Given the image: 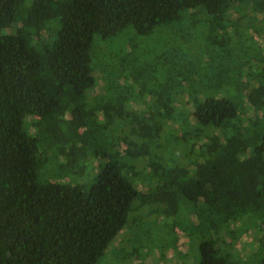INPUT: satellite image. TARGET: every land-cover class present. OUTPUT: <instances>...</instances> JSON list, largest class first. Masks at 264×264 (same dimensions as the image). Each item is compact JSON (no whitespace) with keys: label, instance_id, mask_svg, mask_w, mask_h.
Instances as JSON below:
<instances>
[{"label":"trees","instance_id":"obj_1","mask_svg":"<svg viewBox=\"0 0 264 264\" xmlns=\"http://www.w3.org/2000/svg\"><path fill=\"white\" fill-rule=\"evenodd\" d=\"M144 252L264 264V0H0V264Z\"/></svg>","mask_w":264,"mask_h":264},{"label":"rangeland","instance_id":"obj_2","mask_svg":"<svg viewBox=\"0 0 264 264\" xmlns=\"http://www.w3.org/2000/svg\"><path fill=\"white\" fill-rule=\"evenodd\" d=\"M174 37H173V35L172 34H170V32L169 31H167L166 33H163V32H161V33H158V34H153L152 36H149V37H147V38H143V39H134L135 40V42L136 43H138V49H139V51H142V52H146L147 50H149V49H151V48H154V47H156V46H158L159 44H162V43H165L166 41H168V40H170V39H173ZM129 39H130V37L128 36V37H123V42H128L129 41ZM127 54V53H126ZM126 54H122V55H126ZM127 62L128 63H134V65H138V61L135 59V56L133 55V54H128V56H127ZM142 61H143V58H142ZM147 65H150L151 63H150V59H147ZM145 62V63H146ZM97 87H99L100 88V85H99V83H98V85H97ZM101 89V88H100ZM156 234H158V236H159V238L160 237H163V238H165V240H167L166 241V243L167 244H170L171 245V247L169 246L168 248H167V250H168V252H167V254H166V259L167 260H169V259H171L172 260V262L174 263H176L177 262V259H178V257H177V255L175 254V250H182V249H185V246H182V248L180 249V248H178V247H176V245L174 246V243H173V240H172V237H168L167 235H165L164 234V230H161V229H159L158 231H157V233ZM256 236H258V235H256ZM119 239V238H118ZM181 240H183V238L182 237H180L179 239H178V242L179 241H181ZM248 242V239L246 238V239H242L239 243H237V248H236V251L237 252H239L240 254H241V257L243 258V259H247V257L250 255V253H252V252H254L255 250H256V248H257V244H258V241L256 242V244L255 245H253V246H244L245 245V243H247ZM128 243V242H127ZM121 244V240H120V243H119V245ZM129 245L130 244H133V243H128ZM118 245V246H119ZM180 245V244H179ZM110 248H109V251L112 249V245L110 244V246H109ZM132 248H136V246H132ZM176 248V249H175ZM117 249V248H116ZM195 249V248H194ZM145 254V255H144ZM143 255L144 256H146V253L144 252L143 253ZM119 256H120V254H118V257H117V259L115 258V256H113L112 258H111V260L109 261V264H113L114 262H116V264H121V262L119 261L120 259H119ZM155 256H153V255H150L149 254V256H146V260L148 261V264H154V260H155ZM105 260H106V258H105ZM162 264H164L163 262H161ZM161 263H159V264H161Z\"/></svg>","mask_w":264,"mask_h":264}]
</instances>
